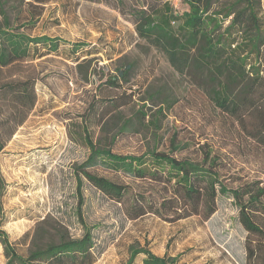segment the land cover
Returning a JSON list of instances; mask_svg holds the SVG:
<instances>
[{
	"label": "rangeland",
	"instance_id": "obj_1",
	"mask_svg": "<svg viewBox=\"0 0 264 264\" xmlns=\"http://www.w3.org/2000/svg\"><path fill=\"white\" fill-rule=\"evenodd\" d=\"M164 1L178 12L187 8L180 0H0L12 26L26 23L32 7L31 35L61 42L57 54L0 67V82L24 75L35 79L33 108L0 152L2 224L20 254L78 238L89 228L96 256L92 264L125 263L137 246L178 255L179 264H246L245 241L254 236L240 224L230 196L219 194L206 220L190 216L168 222L151 213L128 218L125 203L109 198L82 175L78 190L76 166L89 153L86 127L95 144L122 154L179 145L176 156L198 160L210 149L221 155V173L230 186L239 177L259 179L264 186V152L202 90L178 75L161 52L137 37L131 10ZM75 43L84 47L73 54L69 49ZM127 63L132 69L126 80L119 78L121 86L110 88L107 80ZM123 91L131 93V102L103 115L107 98ZM91 170L132 182L120 171ZM142 258L137 255L132 264H143ZM5 262L0 243V264Z\"/></svg>",
	"mask_w": 264,
	"mask_h": 264
},
{
	"label": "trees",
	"instance_id": "obj_2",
	"mask_svg": "<svg viewBox=\"0 0 264 264\" xmlns=\"http://www.w3.org/2000/svg\"><path fill=\"white\" fill-rule=\"evenodd\" d=\"M46 2L48 0H32ZM181 12L169 1L131 10L137 37L161 52L178 75L187 78L208 97L215 109L230 118L256 148L264 152V10L262 0H180ZM31 5L32 3H28ZM0 3V67L57 54L60 39L46 34L31 35L35 15L28 7V21L12 26ZM32 8V9H31ZM38 9L37 14H39ZM63 43V42H62ZM84 43L70 46L73 54ZM77 58V57H76ZM74 60H76L74 58ZM132 69L127 63L117 76L107 80L110 88L120 85ZM35 79L18 76L0 82V152L26 119L36 100ZM124 92V91H123ZM120 93L103 103V115L131 102V93ZM93 108V105H92ZM127 123L120 127L125 129ZM86 158L76 166L78 190L81 175L109 198L126 204L130 219L148 213L168 222L199 216L209 218L219 194L230 196L238 208V220L249 235L245 241L246 264H264V186L259 179L242 180L235 187L221 173V155L204 149L200 159L181 158L173 150L148 148L137 154H122L100 147L89 137ZM120 171L132 182H120L91 169ZM135 182V185H134ZM5 183L0 173V243L5 264H92L94 241L89 228L78 238H65L36 248L25 256L11 241L2 220ZM81 204V200H80ZM143 254V264H179L178 255L156 254L147 246L131 247L125 263Z\"/></svg>",
	"mask_w": 264,
	"mask_h": 264
}]
</instances>
